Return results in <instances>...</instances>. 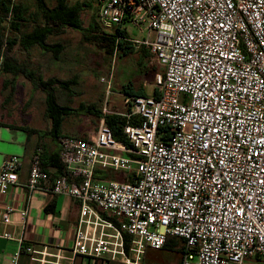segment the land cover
<instances>
[{
    "label": "built area",
    "instance_id": "2783aa9c",
    "mask_svg": "<svg viewBox=\"0 0 264 264\" xmlns=\"http://www.w3.org/2000/svg\"><path fill=\"white\" fill-rule=\"evenodd\" d=\"M93 2L105 30L154 56L157 93L122 94L121 114L136 118L122 127L125 141L104 116L88 137L59 135L68 176L50 178L37 150L28 194L77 200L69 251L99 264H151L145 250L168 236L183 240L177 264H264V0ZM19 164L15 154L2 161L0 195L18 183ZM97 169L129 176L104 180ZM14 210L4 207L3 223ZM21 250L32 264H66L67 249L22 242L1 264H18Z\"/></svg>",
    "mask_w": 264,
    "mask_h": 264
},
{
    "label": "rangeland",
    "instance_id": "374dc122",
    "mask_svg": "<svg viewBox=\"0 0 264 264\" xmlns=\"http://www.w3.org/2000/svg\"><path fill=\"white\" fill-rule=\"evenodd\" d=\"M69 3L86 0H67ZM20 2L26 7V20L21 23L20 31H13L10 28V20L7 18L1 25V31L7 38L18 37L21 33L29 31L34 25L44 22L37 6V0H13ZM48 8L56 4V0H45ZM97 6L92 3V8L82 11V25L87 26ZM58 30L55 34L49 35L48 43L60 41L64 49L60 59H53L51 53L43 51L37 45L24 49L16 45L11 54L26 65L28 69L35 70L41 78L57 77L67 79L77 75V83L67 91L61 87H55V94L59 104L68 105L73 108L72 113L64 116V128L71 132V135L81 137L91 134L93 126L98 124L103 110L110 109L113 112L121 113L125 110L122 101V88L131 85L133 89L145 88L146 94H151L154 89V73L159 69L156 59L151 53L141 57L142 51L135 49L133 53L122 54L120 51L108 53L101 45L88 41L85 35L88 32L84 29H74L63 24L53 23ZM132 38H145V33L130 29ZM152 38V32L149 34ZM53 59L52 65L45 67V61ZM13 78V89L9 86H2L5 79ZM104 78V80H102ZM143 85V86H142ZM90 105L97 111V114L88 113L80 108V105ZM45 108V93L35 87L24 75L11 74L0 71V109L9 112L13 117L21 120L30 118L24 115L23 109ZM101 111V113H99ZM31 118H36L31 117ZM180 253L177 249H151L145 250L144 261L151 264H177ZM247 264H253V259H245Z\"/></svg>",
    "mask_w": 264,
    "mask_h": 264
},
{
    "label": "crops",
    "instance_id": "0c3cea01",
    "mask_svg": "<svg viewBox=\"0 0 264 264\" xmlns=\"http://www.w3.org/2000/svg\"><path fill=\"white\" fill-rule=\"evenodd\" d=\"M131 46L134 51L135 49H142V47L135 48L132 44ZM53 59L48 57V60L45 61L46 68L52 65ZM12 79L3 80L2 86H9L13 89ZM128 87L131 90V85L123 86L121 95L127 93L124 89ZM139 89L146 94L145 88ZM23 111L24 115L30 118L25 117L19 120L13 117L11 113L9 114L8 111L4 112L0 109V166L4 158L10 155L15 154L20 157L18 183L11 186L6 194L0 195V264L8 261L18 251L21 242L33 247L49 244L53 249L56 247L65 248L67 251L64 254L67 259L63 260V263L66 264H99L96 260L85 256H73L69 251L79 212L78 201L68 196L44 190L35 191L29 195L25 186L31 159L37 150L40 152L41 167L49 177L62 175L63 166L59 160L58 136L71 135V132L64 128V117L58 136H55L51 132L52 119L48 116L46 103L42 110L29 108L23 109ZM104 114L106 113L100 115V118ZM34 116L36 118H31ZM96 127L97 125L93 126L94 131ZM89 135L81 137H88ZM6 205L15 208V212L11 215V222L7 224L3 223L1 218ZM23 209L27 210V214L22 220L18 212ZM4 232H9L12 237L3 236ZM30 256L29 253L21 250L18 264H32L34 261H31ZM107 264L117 263L108 262Z\"/></svg>",
    "mask_w": 264,
    "mask_h": 264
},
{
    "label": "trees",
    "instance_id": "16d2710c",
    "mask_svg": "<svg viewBox=\"0 0 264 264\" xmlns=\"http://www.w3.org/2000/svg\"><path fill=\"white\" fill-rule=\"evenodd\" d=\"M93 0L75 1L69 3L67 0H56V4L48 8L45 0H37V6L44 20L42 24L34 25L31 30L21 33L18 37L7 38L1 31V25L7 18L10 20V28L13 31H20L21 23L26 20V7L20 3H14L13 0H0V71L11 74L24 75L35 87L41 89L45 93V103L48 116L52 119L51 132L58 136L63 117L72 113L73 108L68 105L59 104L55 94V87H61L67 91L71 90V86L77 83L78 76L75 74L67 79L57 77L41 78L35 70L28 69L25 64L18 62L11 54L16 45L24 49H29L35 45L43 51L51 53L53 58L58 59L64 49V45L60 41L48 43L46 41L49 35L55 34L58 30L53 26V23L63 24L74 29H84L88 32L85 35L86 39L96 45H101L106 52L114 53L120 51L122 54L134 52L131 44L125 40H117L116 34L125 35L123 31L108 32L97 20V10L95 9L91 16V21L87 26L82 25V11L92 8ZM141 57H145L146 53H150L147 49H141ZM125 92L134 95H144L142 90H134L131 87L125 88ZM156 94V90L153 91ZM80 108L88 113L97 114L90 105H80ZM97 112V113H96ZM101 113V111L99 112ZM100 116L101 114H97ZM107 125L111 128L114 138L118 141H125L122 133L123 125L127 123L134 124L136 118H127L121 113L113 112L104 114ZM60 160V159H59ZM61 163V161H60ZM62 165V163H61ZM63 166V165H62ZM61 176H68L64 166ZM95 176L104 180H126L129 176L124 171L113 169H97ZM183 240L176 236H168L163 249H177L180 253L182 250ZM161 248V249H162Z\"/></svg>",
    "mask_w": 264,
    "mask_h": 264
}]
</instances>
